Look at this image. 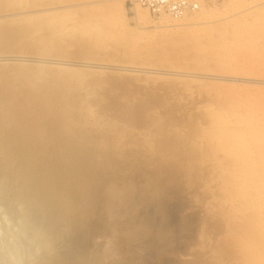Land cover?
<instances>
[{"label":"rangeland","instance_id":"rangeland-1","mask_svg":"<svg viewBox=\"0 0 264 264\" xmlns=\"http://www.w3.org/2000/svg\"><path fill=\"white\" fill-rule=\"evenodd\" d=\"M133 1L0 0V111L24 112L19 139L41 160L71 128L96 170L18 264H256L235 225L256 235L264 211L249 196L231 209L245 199L226 187L264 159V0H218L180 23Z\"/></svg>","mask_w":264,"mask_h":264},{"label":"bare ground","instance_id":"bare-ground-1","mask_svg":"<svg viewBox=\"0 0 264 264\" xmlns=\"http://www.w3.org/2000/svg\"><path fill=\"white\" fill-rule=\"evenodd\" d=\"M217 1L213 2L210 0H198L199 6L197 9H187L180 16L174 15L171 12H167L165 10L160 12L152 11L146 4L142 2V0H134L132 3L133 7H135L136 9L139 8L140 11H143L145 13L147 12L150 17L158 19L160 18L161 21L163 19H170L176 21L179 20L178 22L180 23L186 20L188 17L190 18L194 15L196 16L197 13L199 15V10L203 8L205 9L207 8V5H212ZM196 17L198 18L199 16ZM197 18H195V20ZM191 19L187 20L190 22L194 20V17L192 20ZM2 60H4L3 57ZM60 63L62 62L60 61ZM51 96L53 97V95ZM49 103L53 104L52 100ZM54 108H56V110ZM57 109L59 108H48V116L52 115L54 112H57ZM38 112H40V110ZM21 113L24 112L14 111L11 113L10 117H6L3 116L2 112L0 111V198L8 196V194L15 196L11 198L8 197L5 201L9 203L10 209L14 213L12 214L14 216V224L17 221H19L20 223V225L18 224L20 227L18 229L19 233L16 232V236L13 234L14 231H12L14 230L12 229L14 226H12V230L11 232H9L10 235L15 236L16 238L15 243L12 246L8 247L9 244L6 238L0 237V264H18L22 260V257H20L22 256V248L26 244L29 248L32 247L33 244L35 245L36 243H38V237L43 234V230L46 227L47 220H53V216H55L56 213V207H58L57 203L59 202L61 195H65L66 192L67 194L65 196L68 198L71 197L74 206L75 204L77 206L79 204L80 199L79 193L88 192L87 188H85L83 191L82 185H85L86 182H88L89 184L90 179H93L96 173V170L92 168L94 167L92 164H88L87 162L79 158V149L77 144L78 142L75 140V133L73 130H71V128H67L68 131L66 133L65 129H62L63 132H59V130L56 131V133H58L57 135H60L62 137H60L56 141V143H54L55 147L52 148L51 154L44 160H41L39 158V152L41 151L39 146L31 147V145H29L32 141L31 137L28 138L30 139V141L24 140V138H22L23 141L19 139L20 133L22 136L23 130H25V127L27 126V122L26 120H24L25 116ZM38 114L40 115V113ZM57 114H54V116H57ZM70 117L72 119H75L74 113H72ZM57 120H59V122L61 121L60 119ZM57 126L58 125H55L52 128H56ZM256 131L259 130L255 129L253 133L251 132L249 134V136H251V138L253 139H257L258 135ZM239 136L241 137L242 134L240 133ZM242 137L246 138L247 135H243ZM244 138L236 139L237 144L240 145L243 142L245 144ZM61 139H63L64 141ZM88 169L90 173L88 172ZM91 170L93 175L91 174ZM236 174L242 176L241 180L240 182L227 183L228 187H226V193L228 194V196L226 197V199L229 200L230 198H243L245 199V201H243L240 207L231 205V209L239 211L248 208L246 206V198L249 196L250 199H252L253 197L254 200L255 198L257 203L259 201V204L257 206L258 209L256 206L253 205V208L255 209L256 207L257 209L256 212H258L259 214L261 212L260 210L264 211V159L257 163L253 162L247 165L238 166L236 168ZM74 187L75 191L73 190L74 192H72V188ZM246 188L248 189V193L241 192L244 191ZM83 196L84 195H81V197ZM253 203L257 204L255 203V201ZM57 210L59 211V209ZM1 212L3 211L1 210ZM233 213L230 214V219H236L237 216L240 217V214H242L239 213V215H234ZM0 214L3 215L4 213ZM44 217L46 218L44 219ZM1 218H3V216ZM252 218L254 220L257 217L253 216ZM260 218L262 217L257 218V220ZM10 219L12 220V217ZM259 221L260 224L258 223V227H255L259 230L255 231L257 237L254 232H252V229L248 225H246L249 223L248 221L245 222L244 220V222L242 223L243 225L240 224V226H235H238L241 230H243V232L238 234V236L242 238L243 243H246L245 247H248L247 253L249 257H251L254 260L253 262L256 264H264V220L260 219ZM4 223L7 224V222L4 221L2 223V227H4ZM235 226L231 225V231L235 230ZM7 229H3L4 233ZM3 231L1 232V234L3 233ZM144 231V227L139 229L135 228L134 230H132L131 234L134 232L140 234ZM9 238L10 237L8 236L7 239ZM10 241L11 240L9 239V242ZM12 241L14 240L12 239ZM14 257L15 259H13Z\"/></svg>","mask_w":264,"mask_h":264},{"label":"built area","instance_id":"built-area-1","mask_svg":"<svg viewBox=\"0 0 264 264\" xmlns=\"http://www.w3.org/2000/svg\"><path fill=\"white\" fill-rule=\"evenodd\" d=\"M217 1V0H210ZM152 11L160 12L167 11L174 15H182L187 9H197L199 6L198 0H142Z\"/></svg>","mask_w":264,"mask_h":264}]
</instances>
